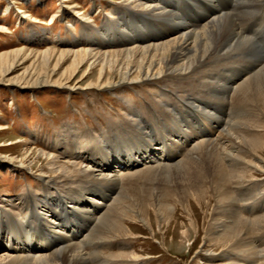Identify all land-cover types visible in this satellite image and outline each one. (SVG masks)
<instances>
[{
	"label": "bare ground",
	"instance_id": "obj_1",
	"mask_svg": "<svg viewBox=\"0 0 264 264\" xmlns=\"http://www.w3.org/2000/svg\"><path fill=\"white\" fill-rule=\"evenodd\" d=\"M132 1L134 0H118V3L133 9L140 22H143L142 25L135 24L134 27L130 20L122 21L125 27L128 24L131 26H129L130 30L121 29L118 41L132 45L125 46L121 50L102 52L58 49H46L40 52L26 49L11 50L0 55V76L5 75L15 62L33 55L41 72H38V75H34V72L25 75L24 80L27 81L23 87L32 89L43 86L57 89L65 87L73 92L75 86L70 85L72 82H78L77 85L80 81L92 79L90 85L93 88L97 90L111 88L116 91L130 85L143 88L150 83L174 89L189 82L193 97L189 96L185 102L177 97L171 99L174 103V110L171 112L166 108L164 110V105L159 109L157 107V110L148 109V121H145L147 124L142 122V127L137 124L138 122L134 124L133 121L127 123L126 127L129 130L125 126L119 127L117 129L119 135H129L126 139H129L130 147L124 144L126 141L121 143L118 140L113 144L110 137L107 139L108 144L99 146L94 137H89V144L94 142L96 147L93 153L84 158V162L87 161L85 166L80 165V161L77 162L78 164L74 163L78 161L76 159L72 160L80 151L76 147L69 150L68 158L71 156L69 160L71 162H60L56 157L37 150L32 151V149V152H29L30 146L21 142L25 147L22 156L27 157L26 160L33 168L38 169L41 174L40 179H47L45 186L48 194L43 200L31 198L29 204L21 206L20 209L25 210V217L22 219L15 218L11 212L0 209V252L3 246L6 247L3 250L5 252L0 253V264H88L91 255L84 252L85 245L124 237L126 231L122 219L127 217L128 211L126 212L125 209L128 205H121L124 208L121 210L119 203L124 197L127 185L121 191V195H117L111 205L108 204L106 207L108 210L96 219L97 224L90 235L83 236L86 225L78 226L75 215L83 213L89 215V218L93 217L107 202L105 191H110V188L120 184L129 185L131 179L140 175L151 178L155 183L161 182L162 179L166 183L168 181V184L171 181H179L182 185H186V193H188L181 199L184 200V204L178 201L180 205L209 208V222L214 234L210 235L208 232L203 238L201 237L204 242L200 247L201 255L223 258L227 252H234L241 262H245L243 264H258V261L264 264V261L258 260V257H264V249L257 250L250 241L252 233L264 231V216L248 220L242 218L239 212L228 209L227 205L233 203V199L224 189L229 183L250 181L257 178L256 174H264V160L253 155L258 156L264 152V142L250 135L251 131H255L256 125L253 120H248L247 116L241 121L237 120L234 124H230L228 128L221 129L223 119L213 113L216 107L221 106L224 109L229 106L227 96L230 91L234 92V96L239 94L243 100L258 107L261 113L264 111V60L260 62L259 59H254V66L258 69L244 78H239L241 82L236 85L238 78L223 81L225 83L222 84L221 78H218L219 69L228 68L229 70L225 71L232 73L233 68L230 65L233 61L247 52H257L253 41L243 35L244 32H239L240 28L236 22L251 19L256 8L262 7L260 0H237L235 6L232 4V8L229 9L232 11L230 13H220L222 12L220 8V11L213 9L218 15H212L213 17L206 24L194 29L175 22L173 14L166 11L167 6L161 0L155 2L139 0L138 3ZM77 9H80L79 6ZM66 10L67 8L63 10L65 15L68 13L65 12ZM115 10L117 11V8ZM129 14L132 15L133 12L129 11ZM22 15H24L23 19L30 17L25 13ZM147 20L155 21L154 25H150L153 26L152 29L145 25ZM102 36L103 42L114 45L113 35ZM86 42L89 43L87 40ZM68 62L70 63L68 69L61 73L59 79L52 82L51 77L54 75L52 73L57 67ZM52 63L54 68L48 72ZM79 73L81 76L77 81L75 78ZM114 78L117 81H114ZM5 85L14 86L13 83ZM185 89H188L187 86ZM198 89L206 90L200 92ZM209 90H216L221 98L210 93ZM137 116L141 118L140 115ZM200 139L203 141H199ZM14 144L16 141L10 143V145ZM180 152L183 153L181 156ZM185 153L187 154L181 159ZM9 161L13 164V160ZM149 163L152 165L144 171L123 175L127 169L129 171ZM60 189L62 192H59ZM51 190L54 194L50 192ZM160 197L161 195L156 196L157 199ZM168 200L164 198L165 203L155 200L153 211L156 216L163 217L166 214L171 220L174 209L167 204ZM184 207L189 225L196 235L193 209L190 206ZM139 219L146 223L145 218L139 217ZM69 221L74 222L69 223ZM180 235L183 239H187L186 232H181ZM81 237L84 238L81 240ZM78 239L79 242L73 243ZM180 244L181 241H178V245ZM115 258L123 261L129 259L133 262L138 260V256L133 254H116Z\"/></svg>",
	"mask_w": 264,
	"mask_h": 264
},
{
	"label": "rangeland",
	"instance_id": "obj_2",
	"mask_svg": "<svg viewBox=\"0 0 264 264\" xmlns=\"http://www.w3.org/2000/svg\"><path fill=\"white\" fill-rule=\"evenodd\" d=\"M138 1L134 0L132 2L138 3ZM161 1L167 6L166 11L173 14L175 22L188 25L191 29L199 28L206 24L220 9L222 10L220 13H230L231 10L229 9L232 8V4L235 6L237 2V0ZM260 5L262 7L256 8L255 11L257 13L255 12L251 19L236 22L240 28L239 32H244L243 35L253 41L257 47V52L250 51L245 53V51L244 56L233 61L232 65H230L233 68L232 73L227 72L228 68L219 69L218 74L220 76L218 78H221V84L223 81L226 82L229 79L238 78L235 83L236 85L241 82L239 78H244L258 69L257 66H254V59H259L260 62L264 60V0H260ZM78 6L80 9H77ZM65 8H67L65 11L66 13L68 12L67 15L63 14ZM116 8L118 13L115 10ZM213 9L218 10L214 11ZM129 11H132L133 14L130 15ZM24 13L30 15V17L23 19L24 15L22 14ZM132 17L136 19L134 18L133 20ZM123 19L130 20L134 27L135 24H143L133 9L123 6L121 3H118V0H42V2H39V0H0V29H3L2 31L0 30V55L16 49L37 52L45 51L46 49L95 50L101 52L106 50H121L125 46L132 45L118 41L121 29L124 28V31L130 30L129 26H131L128 24L125 27V23L122 22ZM154 22L147 20V24L145 23V25L147 28L152 29L153 26L150 25H154ZM102 35H113L115 37L114 45L103 42L104 37ZM32 56L27 58L28 60L22 59L15 62L5 75L0 76V209L11 212L18 219L25 217V210H21L20 208L29 204V199L38 200L39 198L43 200V197L48 194L47 186H45L47 179H40L41 174L37 171L38 169L33 168L31 163L26 160L27 157L24 158L22 156L25 148L22 144L23 142L30 146L29 152L37 150L56 157L60 162H71L69 161L71 160V156L68 158L70 154L69 150L72 147H76L77 150H80V153H76V156L72 160L76 159L78 161H74V163L80 161L79 164L85 166L87 161L84 162V158L93 153L92 151L96 147L94 142L89 144V137H94L99 146L108 144L107 139L110 137L112 139L111 142H114L113 144H116L118 140L121 143L126 141L124 144L130 147L129 139H126L129 135H119L117 131L119 127H126L128 126L127 123L132 121L134 124L138 122L137 124L142 127V122L148 121V109H156L157 107L159 109L164 105V110L166 108L171 112L174 110V103L171 99L177 97L185 102L189 96L193 97L192 90L188 85L189 82H185L180 87H174V89L173 87L165 88L161 85L150 83L143 88H135V85H130L116 91H113L111 88L97 90L90 85V80L92 81V79L80 81L77 85L76 83L78 82H72L70 85L75 86L73 92L68 91L65 87L62 89L52 86H43L37 89L23 87L27 81L24 80L25 75L32 74L33 72L35 73L34 75H38V72H41L39 71L40 66H38V62H35ZM53 64H51L52 66L48 72L53 70ZM69 66L70 63L68 62L57 67L56 71L52 73L54 74L51 77L52 82L59 79L61 73L68 69ZM80 76L81 73L75 79L78 81ZM113 80L117 81L116 78ZM206 80L209 79L206 78ZM7 83H13L14 86L5 85ZM186 86L188 89H185ZM198 90L202 92L206 89ZM209 92L221 98L216 93V90H209ZM232 96H234V92L230 91L227 96V100L230 103L228 107H224V109L221 106L216 107L213 112L216 113L218 118L223 119L224 123L221 129H226L230 124H234L237 120L241 121L242 118L247 116L248 120H253L252 122L256 125L255 131H251L250 135L264 142V111L261 113L258 107L243 100V97L239 94H236L234 97ZM137 115H140L141 118H138ZM123 120L126 121L123 122ZM112 128L116 129L113 130ZM67 134L70 135L67 136ZM103 139L105 140L103 141ZM14 141H16V144L10 145ZM199 141H203V139ZM180 153L179 155L181 156L183 153ZM179 155L178 157H180ZM253 155L264 160V152L258 156L257 154ZM79 156L81 158L78 159ZM9 160H13V164ZM21 162L23 163L22 165ZM151 165L150 163L148 165H141L132 169L133 171H128L127 169L123 172V175H131L144 171ZM256 175L257 178L250 179V181L235 182V184L232 182L224 188L233 199V203L227 205L228 209L239 212V215L243 216L242 218L248 220L264 216V174ZM144 177L140 175V177L131 179L132 181L129 185L120 184L116 186L117 188L114 186L110 188V191H105L107 202L99 213L94 214V219L92 216L89 218V215L87 216L83 213L75 215L78 226L86 225V228L83 229L85 231L82 230L83 236L90 235L97 224L96 219L104 211L108 210L106 208L108 204L113 203V199H116L117 195H121V191L127 185L122 199L123 203L122 201L119 203L121 210H124L121 205H128L127 209H125L126 212L128 211L127 217L122 219L126 231L124 237H120L121 239L111 238L108 241L85 245L83 247L84 252L91 255L88 258V264L245 263L241 262L239 256L234 252H227L223 258L201 255L200 247L204 245V242H202L204 234L208 232L210 235L214 234V229L209 222V208L183 205L184 200L181 199L184 198L183 195H187L188 193H186V185H182L179 181H171L168 184V181L166 183V181L159 178L162 183H155L151 181V178L145 177V179L149 180L147 181ZM50 192L53 193L54 191L51 190ZM59 192H62L61 189ZM129 192L130 196L128 195ZM157 194L161 195L159 199L156 198ZM164 198L166 200L169 199L167 204L174 209L171 220L167 218L166 214L163 217H159L153 211L155 206L153 204L157 200H161V203H163L165 201H163ZM178 201L183 204L180 205ZM184 206H190L193 209L196 235L193 232V228L189 225V218ZM88 207L91 209L90 206ZM139 217L145 218L146 223L141 222ZM71 222L69 221V223ZM181 232H186L187 239L181 237ZM84 237L80 239L82 240ZM80 239L74 240L73 243L79 242ZM178 241H181L180 245H178ZM250 241L257 250L264 249V231H260L257 234L252 233ZM4 248L6 247L3 246L1 248V254L5 252L3 251L5 250ZM116 254L137 255L138 260L136 262L129 259L123 261L116 259ZM259 259L264 261L263 256L258 257ZM258 264H261V262L258 261Z\"/></svg>",
	"mask_w": 264,
	"mask_h": 264
}]
</instances>
